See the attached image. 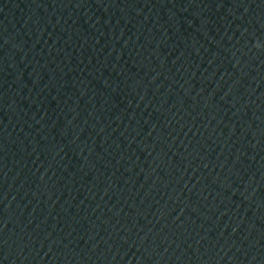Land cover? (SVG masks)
Wrapping results in <instances>:
<instances>
[{
	"label": "water",
	"instance_id": "obj_1",
	"mask_svg": "<svg viewBox=\"0 0 264 264\" xmlns=\"http://www.w3.org/2000/svg\"><path fill=\"white\" fill-rule=\"evenodd\" d=\"M0 264H264V0H0Z\"/></svg>",
	"mask_w": 264,
	"mask_h": 264
}]
</instances>
